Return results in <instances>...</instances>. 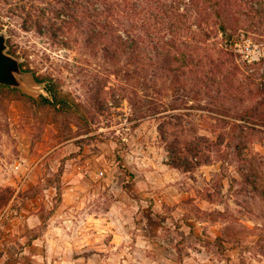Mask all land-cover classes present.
I'll return each mask as SVG.
<instances>
[{"label":"rangeland","instance_id":"1","mask_svg":"<svg viewBox=\"0 0 264 264\" xmlns=\"http://www.w3.org/2000/svg\"><path fill=\"white\" fill-rule=\"evenodd\" d=\"M60 7L0 0L34 76L0 90V264H264V15L183 64L213 79L195 93L163 59H108L91 8L95 27L27 22ZM49 81L71 111L41 104Z\"/></svg>","mask_w":264,"mask_h":264},{"label":"trees","instance_id":"2","mask_svg":"<svg viewBox=\"0 0 264 264\" xmlns=\"http://www.w3.org/2000/svg\"><path fill=\"white\" fill-rule=\"evenodd\" d=\"M56 2L62 7L57 10L45 9L36 15L28 13L27 22L39 26L44 18L51 29L61 33L72 32L86 25L95 27L88 21L91 17L86 16L91 13V8L99 18L103 16V23L100 22L101 31L91 36L90 41L92 43L100 38L108 59H138V62L143 59H163L165 69L172 74L177 73L171 83L195 93H210L213 79L209 74L194 73L192 70L189 72L191 76L183 79L179 74L183 73L184 66L191 67V59H215L212 53H206L203 48L207 42L220 32L231 41L235 34L228 33L229 30L239 33L240 30L248 29L256 18L264 15L263 0ZM47 4L51 6V3ZM9 52L12 54L11 50ZM226 52L231 54L228 50ZM183 59L190 60L183 62ZM184 74L188 75L185 71ZM3 88L8 86L0 85V90ZM46 92L49 97L43 99L42 105L57 107L61 112L73 109L74 103L61 93L54 81L47 83ZM121 169L125 170L123 165ZM130 177L134 178L133 175ZM123 187L130 196L139 198L133 181L125 183Z\"/></svg>","mask_w":264,"mask_h":264},{"label":"water","instance_id":"3","mask_svg":"<svg viewBox=\"0 0 264 264\" xmlns=\"http://www.w3.org/2000/svg\"><path fill=\"white\" fill-rule=\"evenodd\" d=\"M7 33H0V85L24 90V85L34 79L33 73L23 70L21 60L8 52Z\"/></svg>","mask_w":264,"mask_h":264}]
</instances>
